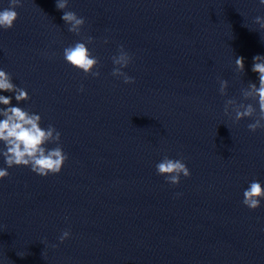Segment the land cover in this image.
Returning <instances> with one entry per match:
<instances>
[{
	"label": "water",
	"instance_id": "water-1",
	"mask_svg": "<svg viewBox=\"0 0 264 264\" xmlns=\"http://www.w3.org/2000/svg\"><path fill=\"white\" fill-rule=\"evenodd\" d=\"M22 3L14 27L0 29V69L29 93L18 106L61 133L68 159L46 178L7 169L0 264H264V200L256 210L242 204L251 181L264 186V129L251 132L253 118L234 123L223 111L228 99L259 110L242 90L258 84L251 69L264 55V29L255 23L264 5L68 0L65 11L85 19L77 35L56 0ZM8 6L0 0V10ZM88 37L99 76L63 58L65 47ZM121 46L131 56L122 71L134 83L112 75ZM0 95L16 106L13 93ZM165 156L182 159L191 175L168 184L156 171Z\"/></svg>",
	"mask_w": 264,
	"mask_h": 264
},
{
	"label": "clouds",
	"instance_id": "clouds-1",
	"mask_svg": "<svg viewBox=\"0 0 264 264\" xmlns=\"http://www.w3.org/2000/svg\"><path fill=\"white\" fill-rule=\"evenodd\" d=\"M264 5V0H259ZM23 7L22 0H9V6L0 10V29L9 30L15 25L19 17L15 10ZM68 7V0H56L57 10H61V19L68 26V31L79 35L85 24V19L78 16L73 11H65ZM255 23L264 29V17H255ZM93 43V39L88 37L84 42H76L65 47L63 58L72 68L82 71L85 75L99 76V71H94L99 65V60L92 54L87 46ZM107 43V41H105ZM112 62L116 66L112 70L114 77L123 78L124 83H134L132 77L128 76L122 69L126 68L131 62V56L123 46L120 47L119 54L112 57ZM236 69L244 72V58L236 57ZM252 72L258 75V84L250 82L247 88L242 90L244 100H251L253 103H237L235 99H228L224 104V115L238 123L244 118H253L254 122L247 125L249 131L256 132L257 129H264V55L253 57ZM219 92L222 96L227 94V80H219ZM83 91V88H81ZM0 92L13 93L17 102L12 105V96L0 95V156L4 158L7 168H0V180L9 176L8 168L29 167L30 170L41 176L59 174L68 159L67 154L60 146L61 133L49 124L47 128L41 126V116L25 108L18 106L21 102L30 99L26 89L18 87L13 83L12 77L5 70L0 69ZM234 113V115H233ZM49 143L56 144L54 148H47ZM157 174L164 176L170 185H178L181 176L187 178L191 175L189 168L182 159H171L165 156L162 161L156 164ZM261 200H264V186L253 180L243 191L242 204L249 210H256L261 207ZM70 232L64 231L59 237L60 242L69 238ZM55 247V245H53Z\"/></svg>",
	"mask_w": 264,
	"mask_h": 264
}]
</instances>
